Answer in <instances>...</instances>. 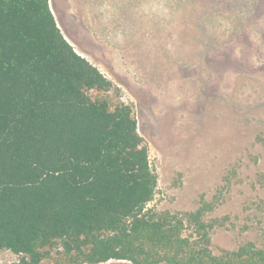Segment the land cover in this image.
<instances>
[{
    "label": "trees",
    "instance_id": "16d2710c",
    "mask_svg": "<svg viewBox=\"0 0 264 264\" xmlns=\"http://www.w3.org/2000/svg\"><path fill=\"white\" fill-rule=\"evenodd\" d=\"M111 89L49 0H0V251L13 264H264L254 243L213 253L212 204L148 208V150Z\"/></svg>",
    "mask_w": 264,
    "mask_h": 264
},
{
    "label": "rangeland",
    "instance_id": "374dc122",
    "mask_svg": "<svg viewBox=\"0 0 264 264\" xmlns=\"http://www.w3.org/2000/svg\"><path fill=\"white\" fill-rule=\"evenodd\" d=\"M73 49L130 105L148 208L213 205L214 254L264 249V0H49ZM19 257L0 251V264ZM119 263V262H108Z\"/></svg>",
    "mask_w": 264,
    "mask_h": 264
}]
</instances>
